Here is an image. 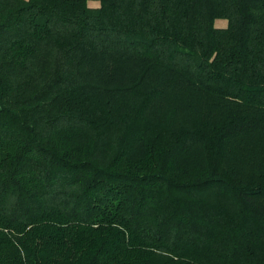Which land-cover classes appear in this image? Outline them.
I'll list each match as a JSON object with an SVG mask.
<instances>
[{
    "label": "trees",
    "instance_id": "1",
    "mask_svg": "<svg viewBox=\"0 0 264 264\" xmlns=\"http://www.w3.org/2000/svg\"><path fill=\"white\" fill-rule=\"evenodd\" d=\"M0 264H264V0H0Z\"/></svg>",
    "mask_w": 264,
    "mask_h": 264
},
{
    "label": "rangeland",
    "instance_id": "2",
    "mask_svg": "<svg viewBox=\"0 0 264 264\" xmlns=\"http://www.w3.org/2000/svg\"><path fill=\"white\" fill-rule=\"evenodd\" d=\"M225 23V21H223V20H216V24L217 25H221V24H224Z\"/></svg>",
    "mask_w": 264,
    "mask_h": 264
}]
</instances>
